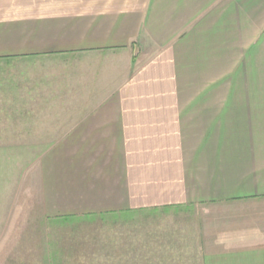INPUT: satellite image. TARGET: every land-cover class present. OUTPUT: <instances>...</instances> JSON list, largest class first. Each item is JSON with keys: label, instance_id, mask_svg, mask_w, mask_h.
Returning <instances> with one entry per match:
<instances>
[{"label": "crops", "instance_id": "1", "mask_svg": "<svg viewBox=\"0 0 264 264\" xmlns=\"http://www.w3.org/2000/svg\"><path fill=\"white\" fill-rule=\"evenodd\" d=\"M19 209L105 216L107 264H264V0H0Z\"/></svg>", "mask_w": 264, "mask_h": 264}, {"label": "rangeland", "instance_id": "2", "mask_svg": "<svg viewBox=\"0 0 264 264\" xmlns=\"http://www.w3.org/2000/svg\"><path fill=\"white\" fill-rule=\"evenodd\" d=\"M239 208L218 211H230L233 219ZM11 218L0 235V264H107L105 216L46 222L36 211L19 209Z\"/></svg>", "mask_w": 264, "mask_h": 264}]
</instances>
